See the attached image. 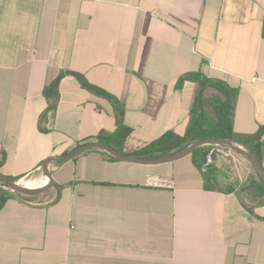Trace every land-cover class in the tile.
<instances>
[{
    "label": "crops",
    "instance_id": "0c3cea01",
    "mask_svg": "<svg viewBox=\"0 0 264 264\" xmlns=\"http://www.w3.org/2000/svg\"><path fill=\"white\" fill-rule=\"evenodd\" d=\"M195 73L237 90L235 134L264 126V0H0V175L43 181L46 159L113 134L120 110L125 154L183 137L199 88L179 81ZM55 83L57 102L43 95ZM261 154L264 168V136ZM109 156L52 162L51 188L9 198L0 264H264V192L249 193L264 189L251 173L237 181L219 158L218 190H206L190 155ZM152 175L173 189L146 187Z\"/></svg>",
    "mask_w": 264,
    "mask_h": 264
},
{
    "label": "trees",
    "instance_id": "16d2710c",
    "mask_svg": "<svg viewBox=\"0 0 264 264\" xmlns=\"http://www.w3.org/2000/svg\"><path fill=\"white\" fill-rule=\"evenodd\" d=\"M78 81L83 86V88L101 95L112 103L115 102L108 94L101 91L100 89L90 85L86 79L81 75H76ZM184 81H190L195 83L199 92L194 100L193 106L190 111V122L188 129L183 137L177 136L172 132H167L160 138L149 143L144 148L139 151L133 152L131 154H125L123 152V145L126 138L131 134V129L127 127L122 120V111L117 113L116 119V130L111 135L99 134L96 142L105 144L112 149L116 150L120 154L137 157V158H154L168 156L175 152H178L188 146L190 143L206 138H228L234 139L245 145L253 155L261 162V140L264 136V126H260L257 133L254 135H237L233 131V118H234V104L237 96V90L230 88L227 84L221 81H214L207 79L200 73L189 74L179 81V85ZM214 91L217 96L212 100V107L216 115V123L212 126H207L205 121V116L203 112V100L202 95L205 90ZM43 95L47 99H52L54 102L58 101L57 84L46 86ZM54 102L49 106V110L54 109ZM80 145L76 148L78 149ZM207 146L197 148L190 155L192 158L193 165L197 170L201 172V167L205 163ZM111 157V156H109ZM113 158V157H111ZM115 159V158H113ZM254 171V170H253ZM211 171L208 170L206 173H202L204 180V187L206 190H218L215 181L211 178ZM255 178L252 182V190L264 189V182L259 178L257 173L254 171ZM11 182H16L19 178H5ZM264 191H250L251 195H257ZM31 195H23L17 193H11L0 187V209L4 206L5 202L11 197H18L22 199H27Z\"/></svg>",
    "mask_w": 264,
    "mask_h": 264
},
{
    "label": "water",
    "instance_id": "95a60500",
    "mask_svg": "<svg viewBox=\"0 0 264 264\" xmlns=\"http://www.w3.org/2000/svg\"><path fill=\"white\" fill-rule=\"evenodd\" d=\"M214 145L225 147L236 153L241 154L243 157L247 159V161L250 163L253 170L257 173L259 178L264 182V168L261 162L253 155L250 149H248L245 145H243L241 142L234 140V139L206 138V139L196 140L190 143L184 149L178 152H175L171 155L162 156V157H154V158L131 157V156L120 154L119 152H117L116 150L112 149L111 147L105 144H101L98 142L87 143L79 147L77 150H75L70 155H67L61 158L50 157L43 162L41 168H42L44 175L48 179V183L45 186L41 188H36V189L26 188L18 184L19 180L16 182H11L0 175V187L7 190L8 192L23 194V195H35V194L42 193L48 190L49 188H51L53 185V180L49 172V165L52 162H63V161L74 159L80 154L90 149L102 150L106 152L107 154H109L110 156H112L113 158L120 160V161L131 162V163H135L139 165H159V164H166V163L174 162L181 158L189 156L197 148L204 147V146H214Z\"/></svg>",
    "mask_w": 264,
    "mask_h": 264
},
{
    "label": "rangeland",
    "instance_id": "374dc122",
    "mask_svg": "<svg viewBox=\"0 0 264 264\" xmlns=\"http://www.w3.org/2000/svg\"><path fill=\"white\" fill-rule=\"evenodd\" d=\"M216 96L217 94L214 91L209 90V89L205 90L202 95V100L204 103L203 112H204L205 121H206L207 126L214 125L217 120L213 107H212V100ZM230 160L233 161L232 164L234 166V173H235V178L237 179V181H240V180L244 181V178L247 177L248 173H251L255 178L253 168L251 167L247 159L243 157L241 154L233 151V156L230 158ZM33 179H34V176H29V177L24 178V180L26 181L33 180ZM44 179H47L45 175H44ZM252 196L257 197L258 194L252 195Z\"/></svg>",
    "mask_w": 264,
    "mask_h": 264
},
{
    "label": "built area",
    "instance_id": "2783aa9c",
    "mask_svg": "<svg viewBox=\"0 0 264 264\" xmlns=\"http://www.w3.org/2000/svg\"><path fill=\"white\" fill-rule=\"evenodd\" d=\"M205 163L201 167V172L206 173L208 170L216 165L219 158L230 159L233 156V151L221 146H207ZM145 186L153 189H173L174 182L166 177H159L156 175L148 176L145 181ZM57 264H70L68 262H61Z\"/></svg>",
    "mask_w": 264,
    "mask_h": 264
},
{
    "label": "bare ground",
    "instance_id": "6f19581e",
    "mask_svg": "<svg viewBox=\"0 0 264 264\" xmlns=\"http://www.w3.org/2000/svg\"><path fill=\"white\" fill-rule=\"evenodd\" d=\"M47 179H44L43 178V181H41L40 179L39 180H29V181H26V180H20L19 182H18V184L20 185V186H23V187H26V188H37V187H39L40 185V187L39 188H41V187H43V186H45L46 185V183H47ZM42 182V183H41Z\"/></svg>",
    "mask_w": 264,
    "mask_h": 264
}]
</instances>
